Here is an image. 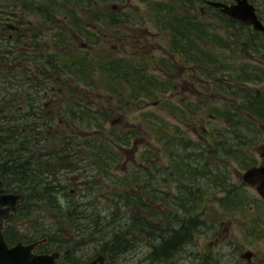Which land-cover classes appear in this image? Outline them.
<instances>
[{"label": "trees", "instance_id": "1", "mask_svg": "<svg viewBox=\"0 0 264 264\" xmlns=\"http://www.w3.org/2000/svg\"><path fill=\"white\" fill-rule=\"evenodd\" d=\"M99 6L96 5L97 9L92 21L98 33L105 34L95 36V51L75 47L78 42L74 41L73 35L78 34L84 37L89 30L84 25L85 22L80 19V24L72 23L71 27H65V45L62 52L39 54L44 57L48 68L47 73L52 74L47 81L48 90L58 83L51 78H57L58 74L64 78L63 143H58V127H55L56 130L52 132L48 127V119L45 121V115L36 112L37 109L33 105L35 101L33 102L30 94L26 96V93H23L20 104L22 108L17 109L19 111L16 116L7 114V112L11 114L12 110L4 109V105L6 107L10 104L8 96L0 103L2 106L0 108V176L10 191L22 195L16 225L12 228L13 230L9 231L8 228L4 232L5 240L13 245L20 241L25 243L44 239L52 241L60 234H64L71 238L68 240H73L71 242L75 243L70 247L69 243L62 242L56 248L57 251L65 252L62 261L80 262L81 260H77L73 255V251L75 253L84 243V239L90 237V241L100 247L96 256L105 255L108 258V264H111L130 251L137 238L142 237L152 242L159 240L161 243H158L157 247L155 243L152 245L153 253L159 254V258L167 262L171 259L170 257L181 253L186 244L184 240L187 243L193 241L194 232L201 221L191 214L195 213L198 206L209 197H213L214 189L218 187L219 191L221 186L223 192L226 193L225 198L219 200L222 208L229 209V206L245 205L246 199L241 195L240 190L231 188L225 169L222 174L220 173V179L214 181L213 186L207 190L200 188L202 186L197 185L196 182L187 184L186 181L178 179V176L189 174L191 177L188 180H194L200 170L199 167H206L207 174L213 176L215 173L208 168L212 157L232 159L231 157H236V155L238 157L237 151L242 157L245 146L250 144V138L246 140L248 135L242 130V125L247 126L249 123L248 120L243 119L242 110L245 109L244 113L250 112L249 104L254 101L250 100L251 96L247 91L243 90L245 93L240 95L230 92L229 89L224 90L226 95L233 99L238 96L245 98L244 94L246 100L250 99L245 100V104L242 101L232 102L230 106L225 107L226 110L221 114L222 116L218 113L219 117L232 126L231 129L226 130V137L232 136V138L225 139V132L222 135L211 134V136L217 135V138L221 136L219 140H213L215 149L205 146L194 147V145L192 149L189 143H185L184 139H178V137H175L171 143L172 139H168L167 133L170 124H164L162 121L160 124L156 123L154 112L150 114L155 118L148 117L144 120L146 114L144 113V118L143 115L141 116L149 129L146 131L157 133L161 141L167 138L166 141L171 149L184 147L192 149L193 153L195 149L199 151L190 155L189 153L178 155L183 157L181 160L186 163L184 171H187H180V168L176 166L180 175L176 177L173 174L175 173L173 168L170 174L174 179L167 175L169 168L161 169V175L165 177L163 182L177 184L180 197H175L174 203L184 209L185 214L183 216L176 214L174 221H169L167 226L165 224L163 227L156 228V217L160 215L156 210V191L162 184L161 179L158 180L153 171L144 173L139 168L131 175H119V166L127 155L128 147L138 143L136 140L142 136L140 124L132 129H125L122 128L123 124H120L119 117L126 118L134 107L143 106L146 103L156 106L159 100L161 101L160 106L168 110L172 102L169 94L174 88L171 77L178 68L174 67L169 59L162 58L160 59L162 68L159 69L163 71V74L152 72L150 64L144 59L145 52L143 54L134 50H125L119 45L121 37L118 25L121 23V13L110 10L108 7L100 9ZM154 7L152 12L156 23V6ZM160 10L167 13H186L185 9H182L184 12L178 11L177 8L173 11L170 6L161 7ZM225 17L229 22L228 25H234L232 18ZM184 24L185 22L182 24L183 28L187 26ZM102 26L107 29L104 31ZM174 27L177 28L169 26V28ZM193 28L196 27L192 26ZM109 40L112 42L108 43ZM108 44L111 48L107 47ZM101 45L105 47L99 50L97 47ZM21 56L24 60L38 59L35 54L27 57L25 53H22ZM179 56L185 63L193 61L200 64L201 61L216 63L221 54L189 52L179 54ZM5 57L7 53H0V59L4 60ZM226 60L228 61L227 58ZM154 62L156 64V58ZM204 62H202V67L191 73L192 78L210 77L218 80L220 85L222 82L220 78L226 76L232 79L227 82L235 91H240V89L233 87V80L248 81V77L246 80L236 79L230 67L223 69L225 73L219 70L217 75V70L211 71L216 68ZM56 104H50L47 108V118L50 114H55V124H57ZM8 108H11L10 105ZM232 111L234 113H230ZM263 111L260 112L262 117H264ZM178 114L182 120L185 119V110ZM107 123H110V128L107 127ZM175 140L182 142L176 143ZM221 152L224 156L220 155ZM157 153L154 146L149 144L142 157L156 167V161L153 158H156L154 154L157 155ZM241 164L244 170L250 167V164L247 166V159H244ZM172 167L170 166V169ZM140 181L143 184L142 194L140 195L139 192L137 195L139 190L136 189V185ZM103 205H107L105 206L107 208ZM136 209L142 214L140 219L132 215ZM121 210H123L122 213L128 214L125 222L122 221V217L110 229L102 226L104 220H108L109 224L110 221L112 223L117 221L116 217L121 214ZM188 214L190 219L187 218ZM128 216H131L129 217L131 221L134 217V222L137 223L135 228L129 223ZM20 218L24 221L21 223L22 227L27 226L30 232L20 228ZM88 244L89 241L86 245Z\"/></svg>", "mask_w": 264, "mask_h": 264}, {"label": "flooded vegetation", "instance_id": "2", "mask_svg": "<svg viewBox=\"0 0 264 264\" xmlns=\"http://www.w3.org/2000/svg\"><path fill=\"white\" fill-rule=\"evenodd\" d=\"M119 1L120 0H0V53H7V57H5L4 60L0 59V103H2L3 99H5L7 96L8 98H10V104L6 105V107L4 105L5 110H12L11 114L10 112H7V114L11 116L13 114L14 116L18 115L17 111L19 110L17 109L22 108L20 104L22 103L23 93L25 92L26 96H29L30 94L32 96L33 102L35 101L33 105H35V108L37 109L36 112H40L41 115H45V121L48 119V127L52 132L56 130L54 129L55 127H58V143H63L64 78L59 74L57 75V78H51V80L58 83L52 85L50 90H48L47 81L49 77H52V74L47 73L48 68L46 66V63L44 62V57L39 54H45L47 52L54 51L62 52L65 45V27H71L72 23L80 24V19L85 22L84 25L87 26L89 30L88 34H84V37L83 35L81 36L78 34L73 35L74 41H76V43L78 42L75 47L78 49L83 48L85 50H89V47H91V43L93 44V47H95V39H93V36H96V25L92 21V17L95 16V10L97 9L96 5H100V9L108 7L110 10L119 11L118 7H120L121 9L128 8L129 5H133L134 0H122V4H119ZM140 1L144 4L147 3V5H150V8H148V10L150 11L149 13L150 16H152L153 20L154 14L152 10L155 8L154 6H156V23L159 20L158 23L163 27V30L158 29V31H156V38L158 39L156 40V51L167 52L169 54L170 62L173 64V66L182 68V74L184 75L185 73L184 78L177 77L175 79L174 77L175 81H180H173L175 89L173 88L169 94V97L172 101L170 103L171 106L168 109L170 116H173L177 120H180L181 123L186 127L193 128V125L197 123L194 117H204V115H206L209 117L208 121H213L214 119L221 118L219 117V115H222L211 113L209 112L210 109L213 110V108L216 107L218 111H224L227 105L231 104L232 102L239 101V97L233 99L230 96L226 95V92L224 90H228V88L226 86H224V88H220L218 80L210 77H191V73H194L195 69L197 70L198 68L202 67V62L204 61H201L200 64L193 61L185 63L184 60H176L177 58L175 56L176 54H184L189 52H207L221 54L219 61L216 63H214V61H212V63H210V61L208 63L204 62V64L211 66L212 68H216L211 69L212 72L217 70L218 75L219 70L222 73H225L223 69L225 67H230L233 70L236 79L244 78V80H246V77H248L247 82H239L233 80V87L247 91L251 96V99H249L251 101H254L250 102L249 104L251 111L245 113V115L247 114L250 116L252 127L254 126V124H257V122L261 123V125L264 124V117L260 115V112L263 111L264 106V87L261 89H254L249 86L250 83L264 81V29H258L253 24H247L239 19L230 17L234 20V31L231 34V37L226 40L225 38L223 39L222 34H220L218 31L209 28V26L213 28V25H216L218 28H223L224 19H226L225 16L229 17L228 15L223 13L219 7L212 5L210 2H220L227 5H238L240 2L244 1L247 4L251 5V7L254 9L257 19L264 27V0ZM176 4H181L182 7L185 6V8H183L185 9L186 13H167L164 11L161 12L160 10L161 5H170L171 10L174 11L176 8V6L174 5ZM196 9H198L199 12H194V10ZM210 10H213V12H210ZM182 19L186 20L181 21ZM184 22V26L187 25L185 28L182 27V24ZM170 25L176 26L177 28H169ZM192 26H195L196 28L192 29ZM69 33L70 31L68 32V34ZM160 33L164 34L163 37L165 38V43L160 42ZM104 34L101 33V36ZM111 42L112 40L108 41V43ZM134 44L136 43H131L124 40L123 36L121 37L119 43V45L125 50H131L134 47L135 49L133 50L139 52L138 47ZM130 46L131 49H128ZM93 47L90 50H92ZM145 47L153 46L146 44ZM22 53H25L27 57H32V55L35 54V57H38V59L24 60V57L21 56ZM244 54H246L248 58L242 60L241 57L245 56ZM163 57H167V55H164ZM202 58L204 57L202 56ZM226 58L228 59V61L226 60ZM156 62L157 64H159L158 67L162 68V64H160L161 62H159V60L157 61V59ZM166 63L167 62H165V64ZM208 72H210V70ZM175 73L176 72H173L172 75L174 76ZM173 76L171 78H173ZM220 80H222L220 84H228L227 81H231L232 79L226 76H222ZM28 85L31 87H29ZM180 90H187L191 95L194 94L195 101H203L205 96L211 95L213 97L212 100L206 98L203 102H201V105H199L200 107L206 106V109L208 110H204V112H201L202 109L198 110V105L193 104L194 101H192V99L188 96H182ZM228 94L230 93L228 92ZM224 101L227 102L225 103V105L223 103ZM160 102L161 101L159 100L156 103V106H160ZM55 103H57V124H55V114H50L47 118L48 106L50 104L54 105ZM9 105L11 108H8ZM1 107L2 106H0V108ZM183 110H185L184 120H182L178 114ZM230 113L234 112L232 111ZM262 114H264V111ZM223 120L224 119H222V121ZM156 123L160 124L159 116H157ZM226 124L227 129H231L232 126H230V124L228 123ZM44 127L46 126L44 125ZM133 127L134 126L132 125L131 128ZM171 127L177 130L176 132L178 134V139L182 138L185 140V143H189L190 146L194 145L192 140L188 138L187 131L185 129L174 126V124L171 125ZM202 129L206 133L214 130V128L209 130V128H205V126ZM157 135L158 134L156 133V140L158 139ZM174 135L176 137V134ZM205 141L207 140L205 139ZM175 142L177 143L182 141L175 140ZM214 145L215 143H213V141H207L195 143L194 147L205 146L206 148L215 149L216 147H214ZM260 147L262 148L261 155L264 157V144H262ZM192 149H185L184 147L175 148L174 151L170 153L171 159L170 163L168 164L173 167L174 164L175 166L180 167L181 162L184 161L181 160V158L183 157L178 155L187 153H189L190 155L193 153ZM161 150L162 147H156V151L158 152L156 155V160H158V158H162L160 155ZM198 152L199 151L195 149V152L193 154ZM211 159H222L223 161L221 163H224V159L221 157H212ZM125 160L128 163L131 158L126 157ZM160 161V159L159 162L156 161V178L159 180L161 177H164L163 175H161V169L168 168L161 166ZM261 164H264V161ZM170 170L172 169H169V171ZM228 179L231 182V179ZM0 181H3L4 183V194H17L7 188V184L1 178V176ZM232 188H234V186H232ZM159 190L160 188H158L156 192L159 193ZM220 194H226L225 192H223V188L221 186L219 191L216 190L215 192H212V196ZM18 211L12 220L6 222V229L4 232H6L8 228L9 231L13 230L12 228H14L16 225ZM44 240H46V242L43 244H46L48 240ZM21 242L26 245L36 243H25L24 241H20L13 245L8 243L7 244L10 247H13ZM39 246L36 248L35 253L38 252L37 249L39 248ZM55 252H60L62 256L65 254V252L61 251H54L52 253ZM42 253L44 252L37 254ZM52 253L48 252L44 254ZM252 257L253 254L249 251L241 255V258L247 259L249 264L252 263ZM61 261L62 257L59 261L60 263H72Z\"/></svg>", "mask_w": 264, "mask_h": 264}, {"label": "rangeland", "instance_id": "3", "mask_svg": "<svg viewBox=\"0 0 264 264\" xmlns=\"http://www.w3.org/2000/svg\"><path fill=\"white\" fill-rule=\"evenodd\" d=\"M118 3L122 4L123 1L120 0ZM164 6L165 5H161L160 8ZM167 6L170 5H166L165 8ZM174 6H176L178 11L184 12L182 10L184 8L181 4H176ZM118 8L119 12L123 14L122 19L120 20L121 23L118 25V27H120V37L123 36L124 40L129 41L131 43H136L134 45L138 47L139 52H142L143 54L146 53L144 59L150 64L151 71L156 72L157 74H163V71H161V69H159L158 67L159 64H157V62L155 64L154 59L156 58L160 62V59L162 58H167L169 60L170 58L167 52L156 51V40H158L156 38V31H158V29L163 30V27L161 26V24L158 23L159 20L157 21V23H155L152 16H150V11L148 10V8H150V5H147V3L144 4L140 0H134L133 5H129L128 8ZM195 12H199V10L196 9ZM210 12H213V10H210ZM228 23L229 22L224 19L223 28H218L216 25H213V28L209 26V28L218 31L220 34H222L223 39L225 38L227 40L231 37V34L234 31L233 25H228ZM102 29L105 31L107 28L105 29L102 26ZM95 32L96 35H101V33H98L96 28ZM163 36L164 34L160 33L159 39L160 42L165 43V38ZM93 39H95V35L93 36ZM146 44L152 45L153 47H145ZM92 47L93 44L91 43V47H89V50ZM103 47L105 46L101 45L97 48L100 50ZM107 47H110L109 44ZM128 49H131V46ZM133 49L135 48L133 47L130 51H132ZM95 50L96 49H94L93 47V49L90 51ZM164 55H167V57H163ZM244 55L245 56L241 57L242 60L248 58L246 54ZM175 56L177 58L176 60H181L179 54H176ZM181 69L182 68H178L172 78V82L175 81L177 77H185V73L183 75V71H181ZM179 81L180 80H177L175 82ZM224 86H226L232 93H237L240 95H243V93H245L243 92V90H233L231 86L226 83H222L219 85L220 88H224ZM249 86L254 89H261L264 87V81L250 83ZM180 92L182 96H188L189 98H191L192 101H194L193 104L198 105V110L202 109L201 112H204V110H208L206 109V106H199L201 105V102H203L206 98L209 100L213 99L211 95H207L204 97L203 101H195L194 94L191 95L190 92L187 90H180ZM238 97L240 98L239 102L242 101L245 104L246 96L245 98L241 96ZM223 103L225 105V103L227 102L224 101ZM228 106L230 105H227V107ZM151 112L155 113L156 120L157 116H159L160 121H162L164 124H174V126H178L179 128L185 129L187 131L188 138L192 140L194 145L195 143L207 141L212 142L214 139L221 138V136H218L217 138V135L211 136V134L213 133H219L222 135L223 132H225V139L229 137L232 138V136L226 137L227 124L224 120L222 121V118H217L213 121H208L209 117L206 115H204V117L197 116L194 117L197 123L193 125V128H188L183 125L180 120H177L173 116H170L169 111L164 107L154 106L146 103L143 106L134 107V110L127 114L126 118L119 117L120 120L118 119L120 121V124H123V127L121 126L122 128L132 129V125L135 126L139 124L140 127H142V136H140L139 139L136 140V142L138 143L133 144V146H130L127 149L128 151L126 157H130L131 160L127 163L125 157L121 161V164L119 166V175H131L133 172L137 171L138 168L140 171L143 170L144 173L145 171H153L156 174V167L153 166V164H151L149 161L144 160L142 157L144 150L149 144L151 146H154L155 149L156 147H162V150L160 151V155L162 158H158V160H156V158L154 157L156 156V154H154L153 159H155V161L157 162H159L160 159L161 166L168 167L170 169V164L168 163H170L171 159L170 153H172L174 149L172 150L171 147L168 146V142L166 141L167 138L162 141L159 140V138L156 140V134L147 132V124L143 122V119L141 117L143 115L144 118L145 113L146 115L144 120H147L148 117L155 118L152 114H150ZM209 112L214 114H222L225 111H218V109L215 107L213 108V110L210 109ZM242 112L243 119H246L249 122L247 126L245 124L242 125V130L245 131V133L248 135L246 140H249L248 138H250V144L247 147L245 146L242 157H240V154L237 151L236 153L238 154V157L236 155V157H231L232 159H224V163H221L223 161L222 159H210L211 164H209L208 168H210L215 174H213V176H210L207 174L206 167H199L200 170L195 175V179H191L190 181L188 180L191 177V175L189 174L180 177L178 176L180 175L178 172L187 171H184L186 164L185 162H181V166H178L180 168V171H177V167L175 166V164L174 167H172L171 169L174 168L175 173L173 174L176 175V177L178 176V179L186 181L187 184L188 182H196L197 185L202 186L200 188H203V190H207L209 187L213 186V182H216L218 179H220V173L222 174L223 170L225 169L227 171L228 178L231 179V188L232 186H234L233 190H240L241 195H243V197L246 199V202L244 203L245 205H241L240 207L229 206V209H226L227 207L222 208V205L219 202V200L225 198L226 195L220 194L215 195L216 197H209L202 205L198 206L199 208L198 210H196L195 213L191 214V216H193L195 219L196 217L199 218L201 222L199 225H197L196 231L194 232L193 241L187 243V241L184 240L186 244H184V248L181 253L176 256L170 257L171 259H168L167 262H164L159 258V254L153 253L152 245L155 243L157 247L158 243H161L159 240H157V242H152L151 240L138 237L136 243L133 244L134 246H132L130 251L126 252L119 259L115 260L111 264H249L247 259L241 258V255L248 251L253 254L251 264H264V201L260 198L256 190L254 188L248 187L241 178L244 171L247 170L242 169L241 162L244 159H247V166L248 164H250L249 168L253 166H259V164L263 163L264 161V157L261 155L262 148L260 147L262 144H264V124L261 125V123L257 122V124H254V126L252 127L250 116L247 114L245 115V109H243ZM171 125L167 133L168 139H172L173 143V140L175 138L174 134H176V137H178V134L176 132L177 130L175 128H172ZM110 126V123H107V127L110 128ZM204 126L205 128L208 127L209 130L213 128L214 130H211L210 132L206 133L202 129ZM205 139L207 141H205ZM220 155L224 156L222 152L220 153ZM187 168L188 167H186V169ZM167 175L170 178L174 179L173 177H171L169 170L167 171ZM163 178L164 177L160 178V183L162 184L160 186L159 193L156 192V210L160 213V215L156 217V228L163 227L165 226V224L167 226L169 221H174V215L176 214L179 216H183L185 214L184 209L174 203L175 197H180V191L177 184L169 185L168 182H163ZM142 187L143 184L142 181H140L138 185H136V189L139 190L136 193L137 195L139 192L140 195L142 194ZM214 190H218V187ZM144 199L146 201L148 200L146 198ZM104 203L106 204L107 202ZM103 206L105 207L107 205ZM122 212L123 210H121V214L116 217L118 220L114 223L110 221L109 224L108 220H104V225H101L107 229H110L122 217V221L125 222L127 219L126 216L128 214ZM132 215H134L135 218L140 219L142 214L141 212L139 213L136 209V212L134 211ZM129 217L131 216H128L129 223H131L132 226L135 228V226H137V223L136 221L134 222V217L133 221H131ZM187 218L190 219L189 214L187 215ZM21 219L22 218L19 219L20 223L18 222L20 228H23L25 229V231L30 232L27 226H25V228L22 227L21 223H23L24 221H22ZM28 227H30L29 224ZM185 234L186 233L184 232V235ZM68 239L71 238L64 234H60L56 239L48 241L46 244H42L41 246H39V248L37 249V253H52L54 251H57L58 249L56 248L62 242L69 243L70 247H72V244H74L75 242H71L73 240ZM86 240L89 241L88 245H86ZM86 240L84 239V243L80 248L78 247V250L75 251V253L73 251V255L77 258V260H81L80 263H87L89 262V260L94 259L96 257L97 251L100 249V247H97L96 243L90 241V237H88Z\"/></svg>", "mask_w": 264, "mask_h": 264}, {"label": "water", "instance_id": "4", "mask_svg": "<svg viewBox=\"0 0 264 264\" xmlns=\"http://www.w3.org/2000/svg\"><path fill=\"white\" fill-rule=\"evenodd\" d=\"M210 3L219 7L229 17L239 19L247 24H253L258 29H264L257 19L254 9L245 1L238 5H227L220 2ZM241 178L248 187L254 188L264 201V164L247 169ZM3 184V181H0V264H108V258L103 254L88 263H60L62 257L60 252L52 254L35 253L36 248L45 243L46 240L28 245L21 242L10 247L4 236L5 224L12 220L19 210L22 196L20 194H4Z\"/></svg>", "mask_w": 264, "mask_h": 264}, {"label": "bare ground", "instance_id": "5", "mask_svg": "<svg viewBox=\"0 0 264 264\" xmlns=\"http://www.w3.org/2000/svg\"><path fill=\"white\" fill-rule=\"evenodd\" d=\"M100 255H97L95 258L99 257Z\"/></svg>", "mask_w": 264, "mask_h": 264}]
</instances>
